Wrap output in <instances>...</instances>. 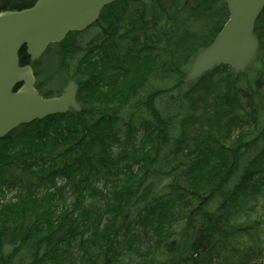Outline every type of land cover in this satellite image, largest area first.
Listing matches in <instances>:
<instances>
[{"label":"trees","instance_id":"1","mask_svg":"<svg viewBox=\"0 0 264 264\" xmlns=\"http://www.w3.org/2000/svg\"><path fill=\"white\" fill-rule=\"evenodd\" d=\"M34 2L4 4L0 11ZM208 12L222 13L224 22V0H118L101 11L90 27L97 34L84 47L76 45L80 33L59 44L57 92L43 90L46 80L35 88L50 98L73 79L82 110L0 139V260L10 264L25 253L28 264H213L214 258L243 264L261 252L264 103L258 89L228 67V74L216 68L183 82L221 28L201 36L192 27ZM260 19L254 32L263 54ZM19 59L28 64L25 48ZM68 59L76 61L71 75ZM184 85L190 89L180 97ZM165 98L174 110L167 111ZM247 121L252 130L226 144L223 136ZM190 129L191 147L185 144ZM10 191L15 196L3 202ZM213 206L225 211L219 222ZM6 247L11 252L4 259Z\"/></svg>","mask_w":264,"mask_h":264},{"label":"water","instance_id":"2","mask_svg":"<svg viewBox=\"0 0 264 264\" xmlns=\"http://www.w3.org/2000/svg\"><path fill=\"white\" fill-rule=\"evenodd\" d=\"M117 0H37L31 7L0 12V139L21 125L61 115L79 113L77 87L69 81L59 97L43 98L35 89L30 66L19 65L25 47L30 61L37 60L49 44L59 43L69 32L87 29L100 11ZM228 19L214 40L194 58L184 82L198 80L221 65L243 73L254 59L258 40L254 22L264 0H225Z\"/></svg>","mask_w":264,"mask_h":264},{"label":"rangeland","instance_id":"3","mask_svg":"<svg viewBox=\"0 0 264 264\" xmlns=\"http://www.w3.org/2000/svg\"><path fill=\"white\" fill-rule=\"evenodd\" d=\"M30 0H0V6L4 5V4H8L9 6H15L18 5L20 3H25V2H29ZM264 21V19H262ZM97 34V29L96 28H89L83 32H81L77 37H76V45L79 46V48L84 47L85 44H87L88 42H90L93 38H95ZM56 51V47L55 45H50L48 47V50H46L44 52V54L41 56V58L39 60H37L36 62L33 63V67L35 69V71H37L38 77H37V81L40 82H44L46 80L45 86L43 88L44 91H47L48 89H53L54 93H56L57 91L56 88L54 87L55 85V80L59 77L58 74L55 73V68L57 67V63H58V58L54 55ZM80 57V54L78 55V57L75 56V60H77ZM56 60V62H55ZM69 61H66L68 64V74L71 75L73 73L74 70V66L76 62L75 60L70 61L71 59H68ZM264 61V53L263 54H258L257 57L255 58V60L253 61V63L250 65V67L248 68V70L245 72V74L241 77V81L243 84H246L247 82L252 85L255 86L256 89H258V93L260 96V100L261 102L264 103V75L263 74H259V70L262 68L261 63ZM219 74L220 75H225L228 74L229 71L227 69V67L225 66L223 68L219 67ZM66 76V75H65ZM214 77H217V75L215 74ZM60 80V79H59ZM68 80V77L66 79V81L63 83L62 88L65 86L66 82ZM48 81V82H47ZM157 80H152L150 85L154 84V85H158ZM259 84V86H258ZM56 85L58 87H60V81L56 83ZM149 85V86H150ZM189 86L184 85L181 87V93H180V97L182 96V94L184 92H186L187 90H189ZM60 90V91H61ZM177 99L178 95L177 92H175L173 94V99ZM240 99V103L242 105H245L246 100L244 97H239ZM172 99H168L165 98L162 103H166V108L167 111H171L174 110V106L172 102ZM165 105V104H164ZM245 110H246V114H250L251 111L249 109V107H247L246 105L244 106ZM176 112V110L174 111ZM264 118V113L262 114V117ZM253 128L252 123L250 121H247V123L245 125H243L241 128H238L237 126L232 127L230 132L225 134L223 136V140L225 141L226 144H231L233 142H235V140H237L239 137L243 136L245 133H248L249 131H251ZM179 134V132H176L175 135L177 136ZM196 134L194 132V129H190L189 131H187L186 133V142L185 144L189 147H191L192 145V139L193 137H195ZM59 183H61V181H59ZM15 191H10V192H6L3 202H8L10 200L13 199V197L15 196ZM65 197V198H64ZM63 198L67 199V203L69 201V196L68 194H63ZM63 201V199H61V202ZM213 205V204H212ZM212 213L214 215V217L217 218V222H219L220 220H222V218L225 217V211L223 208H217V206H213L212 207ZM182 227V226H181ZM259 234L260 237L258 239L259 243H258V248L256 249H261V252L259 254H252L247 260L244 261L243 264H264V225L262 226L261 229H259ZM11 252V249L9 247H6L4 249L3 252V258L5 259V257ZM27 256H25V253H21L19 256H17L13 262H11L10 264H28L26 258ZM134 258V257H133ZM3 259V260H4ZM23 260V261H20ZM140 259V257L134 258V262L138 261ZM219 262V260L217 258H214L213 260V264H217ZM233 261H230L229 263L227 261H223V264H232ZM0 264H5L2 260H0ZM206 264V263H203Z\"/></svg>","mask_w":264,"mask_h":264},{"label":"flooded vegetation","instance_id":"4","mask_svg":"<svg viewBox=\"0 0 264 264\" xmlns=\"http://www.w3.org/2000/svg\"><path fill=\"white\" fill-rule=\"evenodd\" d=\"M220 14H222V13H220V12L209 13L208 12L207 15L203 16L204 19L194 21V23L192 24V27L196 28L198 31H200L201 36L202 35L205 36L206 34H208L211 29L216 30L219 27H221L216 32V34H217L222 29L223 25L226 22V21L222 22V20L220 19ZM260 18H261L260 21H262V25H264V21L262 20V19H264V11L261 12ZM54 55L57 57L56 52L54 53ZM26 56L28 57L27 54H26ZM28 63H29V57H28Z\"/></svg>","mask_w":264,"mask_h":264}]
</instances>
